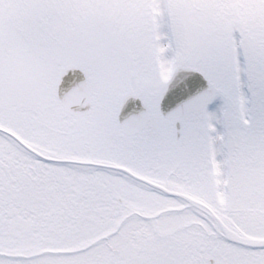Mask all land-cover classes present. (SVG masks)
<instances>
[{
	"label": "snow or ice",
	"instance_id": "6c2138e0",
	"mask_svg": "<svg viewBox=\"0 0 264 264\" xmlns=\"http://www.w3.org/2000/svg\"><path fill=\"white\" fill-rule=\"evenodd\" d=\"M0 264H264V0H0Z\"/></svg>",
	"mask_w": 264,
	"mask_h": 264
}]
</instances>
